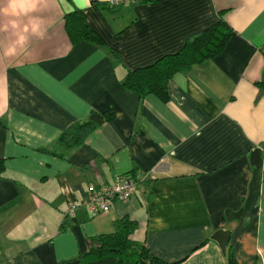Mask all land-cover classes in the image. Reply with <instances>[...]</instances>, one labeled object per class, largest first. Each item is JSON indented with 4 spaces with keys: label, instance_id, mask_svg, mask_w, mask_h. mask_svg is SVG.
I'll return each instance as SVG.
<instances>
[{
    "label": "crops",
    "instance_id": "0c3cea01",
    "mask_svg": "<svg viewBox=\"0 0 264 264\" xmlns=\"http://www.w3.org/2000/svg\"><path fill=\"white\" fill-rule=\"evenodd\" d=\"M74 9L103 44L70 43L64 15ZM31 15L39 34L28 51L0 53V264H78L123 216L137 223L130 239L167 262L227 264L211 238L224 229L239 264H264V0L113 9L42 0ZM218 19L230 29L224 49L174 74L166 102L122 87L128 70L175 53ZM91 111L112 116L72 150H54ZM141 173L143 192L87 210L90 185Z\"/></svg>",
    "mask_w": 264,
    "mask_h": 264
},
{
    "label": "trees",
    "instance_id": "16d2710c",
    "mask_svg": "<svg viewBox=\"0 0 264 264\" xmlns=\"http://www.w3.org/2000/svg\"><path fill=\"white\" fill-rule=\"evenodd\" d=\"M152 1L136 0L135 3L128 5ZM123 5L125 4L110 6L106 3L109 9ZM64 29L72 45L79 41L103 44L99 35L87 24L84 13L80 9H74L64 15ZM229 33V27L222 19H218L216 23L185 41L175 53L164 55L147 66L128 70L122 81V87L135 92L140 98L153 95L162 102H166L169 97L168 85L172 76L221 53L227 43ZM111 52L115 54L114 51ZM111 116L106 112L91 111L86 119L73 123L59 135L54 143V150L58 149L61 154L72 150L89 133L103 122L110 120ZM3 170V162L0 159V172ZM136 226V221L127 216L117 218L113 222L112 231L99 233L93 237L95 244L80 256L78 264L176 263L167 262L151 252L143 243L130 239V234ZM224 254L227 264H239L235 259L231 246H227Z\"/></svg>",
    "mask_w": 264,
    "mask_h": 264
},
{
    "label": "clouds",
    "instance_id": "9594fccd",
    "mask_svg": "<svg viewBox=\"0 0 264 264\" xmlns=\"http://www.w3.org/2000/svg\"><path fill=\"white\" fill-rule=\"evenodd\" d=\"M42 0H0V34L4 44L0 53L14 57L28 51L33 37H38V27L32 13L40 10Z\"/></svg>",
    "mask_w": 264,
    "mask_h": 264
},
{
    "label": "built area",
    "instance_id": "2783aa9c",
    "mask_svg": "<svg viewBox=\"0 0 264 264\" xmlns=\"http://www.w3.org/2000/svg\"><path fill=\"white\" fill-rule=\"evenodd\" d=\"M136 0H106L110 6L135 3ZM145 175L140 174L136 178L116 176L112 183L90 185L85 196L84 205L90 212H107L115 200L123 201L134 193L144 191ZM76 205L71 203L66 214L74 216Z\"/></svg>",
    "mask_w": 264,
    "mask_h": 264
},
{
    "label": "water",
    "instance_id": "95a60500",
    "mask_svg": "<svg viewBox=\"0 0 264 264\" xmlns=\"http://www.w3.org/2000/svg\"><path fill=\"white\" fill-rule=\"evenodd\" d=\"M251 160H252V163L255 166H259L261 164L260 150L259 149H255L251 153ZM231 214H234V213L231 212ZM227 217L229 218V216H227ZM229 235H230V231L229 230H224V229L216 230L211 235V238L214 239L218 243V245L221 248L222 252H224L225 249H226V244H227V241L229 239Z\"/></svg>",
    "mask_w": 264,
    "mask_h": 264
}]
</instances>
